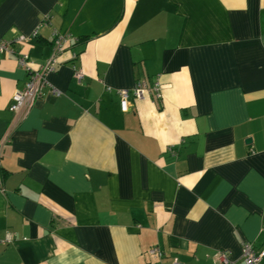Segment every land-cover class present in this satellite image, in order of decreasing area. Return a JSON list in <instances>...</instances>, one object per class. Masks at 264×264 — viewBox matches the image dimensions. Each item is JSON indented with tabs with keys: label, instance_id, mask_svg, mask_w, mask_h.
I'll list each match as a JSON object with an SVG mask.
<instances>
[{
	"label": "crops",
	"instance_id": "1",
	"mask_svg": "<svg viewBox=\"0 0 264 264\" xmlns=\"http://www.w3.org/2000/svg\"><path fill=\"white\" fill-rule=\"evenodd\" d=\"M33 29L0 53V264H243L242 240L264 247V0H0V38ZM53 31L49 86L10 110L16 53L37 66ZM137 79L159 95L122 110Z\"/></svg>",
	"mask_w": 264,
	"mask_h": 264
},
{
	"label": "built area",
	"instance_id": "2",
	"mask_svg": "<svg viewBox=\"0 0 264 264\" xmlns=\"http://www.w3.org/2000/svg\"><path fill=\"white\" fill-rule=\"evenodd\" d=\"M47 19V17H44ZM36 29H33L29 33H18L11 39L0 38V53L10 52L13 53L12 43L13 42H24L30 37L34 36ZM54 37L52 39L51 51L47 57L35 67H31L28 62V55L26 52L18 51L15 55L16 60L19 64L25 66L28 70V77L24 81L23 86L20 89H16L11 95V101L8 104L10 110H17L22 106H28L31 104L32 100L39 96L46 86H49L47 80V73L54 70L56 63V54L63 47L64 43L68 39V35L63 32L53 31ZM74 76L79 78L81 72L79 70H74ZM51 92L58 93V89L54 87H49ZM118 95V101L120 108L122 110H127L129 108V103L127 96L131 92L134 97H142L145 93L154 92L159 95V85L156 80L152 81L151 84H146L143 79H137L131 85V87H119L116 90ZM1 143V141H0ZM10 237L5 235L0 237V243L6 242ZM147 251L152 255L159 258L162 255V250L157 245H151L148 247ZM217 258L223 264H231V259L228 255L227 249H219L217 251ZM264 255V247L255 249L250 241L242 240L240 242V258L243 264H264L261 260ZM156 264H163L157 261ZM168 264H182L181 261L176 256H171Z\"/></svg>",
	"mask_w": 264,
	"mask_h": 264
}]
</instances>
